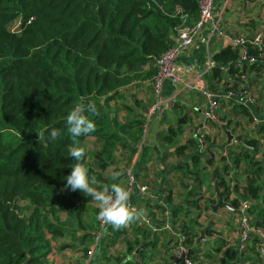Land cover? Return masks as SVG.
Instances as JSON below:
<instances>
[{
  "label": "trees",
  "instance_id": "1",
  "mask_svg": "<svg viewBox=\"0 0 264 264\" xmlns=\"http://www.w3.org/2000/svg\"><path fill=\"white\" fill-rule=\"evenodd\" d=\"M184 14L189 15V23L198 19V0H0V264H24L26 260L29 264H49L52 238L87 228L86 213L94 201L80 191L65 189V177L75 163L68 154L70 146L84 147L86 156L82 163L89 177L95 178V186L121 184L103 172L117 162L119 151L126 149L134 156L146 117L138 113L130 120H122L118 114L109 113L111 102L120 100L126 105L128 95H137L132 93L133 88L143 87L147 80L153 83L156 60L174 44ZM13 21L19 23L16 29H12ZM250 53L257 54L254 49ZM239 58V48L231 45L215 53L214 75L220 76L222 66H229L231 75L240 72L243 66L238 64ZM258 63L249 65L255 67ZM226 85L227 90H243L237 82ZM226 101L253 118L243 103L234 99ZM77 102H94L97 108L95 114L85 113L96 126L87 136L73 137L67 131L66 116ZM129 109L133 111L135 107ZM230 124L231 121L228 128ZM52 128L61 133L55 141L48 139ZM176 130L181 131L180 127ZM38 132L44 133L42 141ZM231 132L234 134V129ZM175 135L176 131L172 130L159 136L175 143ZM89 137L101 144L92 159L86 144ZM197 146L198 141L190 138L187 143L177 145L176 153L183 155L190 150L196 167L205 158L203 168L192 170L190 161H180L176 167L202 183L201 170L212 166L215 157L209 150L201 157L196 153ZM259 147V139L245 137L235 147L236 153L231 154L235 166L242 162L249 165L241 191L243 199L251 201L249 211L253 220L256 218L258 224V220L263 224L264 160L256 158L259 151L254 149ZM148 149V143L142 147L138 168L144 164ZM214 172L225 200L238 208L240 197L232 200L230 197L234 186L219 177L218 168ZM235 189L239 190L240 186ZM188 200L197 205V199ZM21 201L28 202L27 216L20 213L24 211ZM210 201L216 203L214 199ZM152 206L162 208L159 221L163 222L166 219L163 205L156 202ZM206 207L211 208L209 204ZM183 210L184 206L172 209L173 224L178 225L176 220ZM95 211L98 213V207ZM63 212L67 213L65 221H73L75 228L61 222ZM93 224L100 229V221ZM182 227L187 243L197 241L200 235L193 223L184 222ZM135 231L143 235L146 246L155 243L146 238L157 232L145 224L139 222ZM214 232L209 228L206 234ZM82 235V244L94 239L92 232ZM142 240L138 236L134 241L128 240L130 252L139 250L136 257H145ZM170 242L172 250L173 239ZM225 254L223 264L248 261L245 253L238 252L236 243Z\"/></svg>",
  "mask_w": 264,
  "mask_h": 264
},
{
  "label": "crops",
  "instance_id": "2",
  "mask_svg": "<svg viewBox=\"0 0 264 264\" xmlns=\"http://www.w3.org/2000/svg\"><path fill=\"white\" fill-rule=\"evenodd\" d=\"M214 14L216 19L220 20V25L224 29L225 35L220 36L215 34L211 37L210 25L204 26L198 37L195 39L194 44L189 49L185 50L178 58L181 76L191 79L197 73L203 74L208 88L220 95H223L227 90V82H230V84L234 82L239 83V89H243L242 91H249L255 98V103L246 105L253 118L250 119L242 113L235 112L238 110L234 107V104L229 101L227 102L226 99H224L223 107H221L222 111L220 114L218 113L219 119H216L215 121H208L205 117V112L208 109L206 99L204 102H200L198 99L189 96V94H192V91L182 90L180 87L173 85L171 81L165 82L163 90V95L166 99L165 106L163 110H161V113L157 111L151 115L149 126L150 133L148 134L147 142L150 145V149L146 151L144 164L138 168L139 170L141 169L140 171L138 170L139 182L141 184H149L156 195H158L159 201L144 200L138 197V195H134L132 197V200L137 204L140 210H143V212L152 217H156V219H154L156 222H159L158 220H160V214L163 210H161L162 208H154L152 206L153 204L158 202L169 212H171L176 206H184L186 212L189 210L186 200L191 198H188V194L185 196L184 192L180 191L181 195L179 199L177 196V188L179 185H175V179L178 176L177 172H179L178 169H176V166L180 160H191L190 151L186 150L185 156L180 157V155L175 153L178 144L164 141L159 136L161 133L165 135L169 134L172 126L174 130L176 128L174 126V120L164 119L167 116L166 110L177 111L178 109H181L180 113L182 111V117L179 118L178 123L176 124L178 128L180 127V132H183L182 135H179L181 144L187 143L190 138H195L198 142H200V145H202L201 137L206 135L210 137V141H206V149L214 147L216 153H218V151H222L223 155L228 157L225 162L217 159L212 166L207 167L209 171H213L212 173H215L214 170H216V168L226 171V169H224V164L229 163L233 166L231 170L235 169L240 172L242 177L240 179L241 184L246 183V171H244L246 168L245 162H242L239 166H235L232 161L233 159L229 157V154L236 150L233 145L234 142H237V146L238 143L242 142L245 137L257 138L260 140V149L258 148V151L264 159V115L262 114V109L264 107V62L260 61L257 65H255V67H251L248 63H243L240 65L243 66L240 68L241 71L234 75H231L229 72V66L221 67L219 77L217 75L215 76L213 71V68L215 67L213 55L223 48L230 46V40L232 37L239 35H253L258 32H261L264 35V0H215ZM196 20L192 21L195 22ZM143 84V87L133 88L131 91L137 92L136 94L138 99L140 101L143 100L140 103L141 106L139 107L141 108L139 111L146 117L153 109L155 96L153 93L152 80L144 81ZM248 118L251 122L248 121ZM254 118H258L260 122H255ZM188 119L192 121V125L189 129H187V131H184L183 123H187ZM229 121H231L230 128H228ZM231 128L235 129L234 134H232L231 130L229 131ZM220 129H223L222 132ZM228 132L232 134L234 140H229ZM224 133L227 134L226 139L222 140ZM238 137H241L242 141H240ZM214 148L211 149L214 150ZM199 151L197 153H199ZM126 152V149L121 151V153H124L125 156L128 157L129 151L127 153ZM205 152L199 153L201 157L206 154ZM203 162L205 164V161ZM225 177L227 178V175H225ZM169 181L172 183L171 186L167 185V182ZM168 189L174 192V198H172V200L171 193H169ZM168 196H170L169 199ZM238 196L239 193L233 191L230 197L231 199H234ZM223 210L224 212L221 211L219 214L213 215L212 218L214 219L215 224L210 226L215 230V232L212 235L205 234V237L207 238L206 245L211 242V247H214L215 243L219 242L221 244L219 246L222 252L226 253L225 251L227 248L229 246H235V243L238 240V217L236 213L229 209ZM227 213L230 214L229 216L234 218L233 221L232 219H228L227 221ZM233 227H235V230ZM173 228L175 230L180 229V227L175 224H173ZM133 232H135L134 235L132 234L134 236L133 239H136L138 236L142 240L143 235L140 232ZM199 235H202V232ZM220 236L224 238V241L220 239L217 240ZM199 238L196 241L197 247L200 244L203 245L205 243L201 240V237ZM133 239L131 237L130 240ZM146 240L148 242L152 241L155 243H151L146 246L147 242L142 240L141 249H149V253L145 252L144 258L150 257V259H152L154 257L153 259H155L157 253H153V251L157 250V261H166L167 258H171L170 261L172 260V250H169L168 252V249L172 246V243L170 242L172 241L171 235L168 231H159L156 234H151L148 238H146ZM252 245L253 244H250L244 250L243 253H245V259H250L246 256V254L254 252V249L252 250ZM98 247L95 248L94 253L89 256L88 259H84L82 253L79 254L76 252L68 253L67 257L70 258L71 261H85L84 264H87L88 262V264H91L94 260L95 252L98 250ZM166 247H169L167 248V254H169L168 256L163 254V251H166ZM56 251L57 246L53 245L48 259L53 258L52 254H55ZM138 251L139 250H136L135 253L137 254ZM56 255L58 254H55V261L57 260L56 262H58L59 260ZM128 259H131L132 261H140L139 258H130V255H127V260Z\"/></svg>",
  "mask_w": 264,
  "mask_h": 264
},
{
  "label": "rangeland",
  "instance_id": "3",
  "mask_svg": "<svg viewBox=\"0 0 264 264\" xmlns=\"http://www.w3.org/2000/svg\"><path fill=\"white\" fill-rule=\"evenodd\" d=\"M18 24H19L18 22L13 21L12 22V29H16V27H18ZM143 70L146 71V68H143ZM141 73H144V72H141ZM236 92H242V91L238 90V88H237ZM132 93L136 94L137 92L132 91ZM189 96L192 98L198 99L200 102H204V100H205V98L202 96L201 93L192 92V94H189ZM127 99H129L128 104H126L127 106L125 105V103H122V101H120V100H113L111 102V105H112V108H115V110H113L111 108V105H110L109 113L111 112L112 114H114V113L118 114L122 120H125V119L130 120L134 117V115H137L138 113H140L139 110L141 107H139V106H141L140 103L143 100L140 101L137 98V95L135 97H133L131 94L127 96ZM223 103H224V100H222V106L221 107H223ZM130 105L131 106L134 105L135 110L131 111L129 109L131 107ZM180 110L181 109H178L177 111L166 110L167 116L164 118L165 120L166 119L174 120L173 121L174 126L178 130H179V128L177 127L176 124L178 123L179 118L182 117L181 116L182 111L180 113ZM221 111H222V108L218 111V113L220 114ZM235 112L242 113L240 110L235 111ZM217 119H219V115H218ZM248 121L251 122L249 118H248ZM191 125H192V121L190 119H188L187 123H183L184 131H187V129H189ZM176 128H175V131H176L175 143L179 145V144H181L179 135H182L183 132L177 133ZM171 129L174 130L173 126L171 127ZM231 129H234V128H231ZM231 129H229V131ZM169 130H170V128H169ZM172 130H170V131H172ZM220 130L222 132L223 129H220ZM234 131H235V129H234ZM226 135L227 134L224 133L222 140L226 139ZM201 139H202V143H201L202 145H200V142H198L199 147L197 146L195 148L197 150L196 153L199 150H202V151H199V153L200 152L203 153L205 151L208 152V150H209L211 153L214 154L215 161L217 159H219L220 161L225 162V160L228 157L226 155L224 156L222 151H218L216 149L218 151V153H216L214 147H211V148H214V150H212L211 148L206 149L207 148L206 147V141H210L209 136L206 137V135H204L203 137H201ZM233 140H234V137H233ZM86 144H87V149L89 151V156L92 159L93 154L95 152L99 151L101 144L98 143V140L94 137H89L86 140ZM236 144H237V142H234L233 145L236 147ZM207 152H205V153H207ZM210 152H209V154H210ZM175 153H176V151H175ZM231 153L229 154V157H231V159L234 160V158H233L234 155H232ZM233 153H236V150L233 151ZM176 154L179 155L178 153H176ZM184 156H185V154L180 155V157H184ZM117 158H118L117 162H115L112 166L108 167L103 173H106L105 176L108 175V176H112V177H113V173H116L117 177L115 180H117L118 182H119V180H121V184L126 185V189H127L128 188V180L126 178V174H125L124 170L130 164L133 157H131L130 155L128 157H126L124 153H121L119 151ZM256 158L264 160L262 158V155H260L259 152L257 153ZM180 161H182V160H180ZM204 161H205V158H204ZM190 163L192 164L191 160H190ZM226 165H227L226 171L225 170L222 171V170L218 169L219 177L225 179L226 183L229 184L231 187L234 186L233 190L238 192L239 193L238 197H240V199H242L243 198V192L241 191L242 190L241 186H243V185L240 182V179L242 178L241 174L239 171H236L235 169L231 170L233 168V166L231 164L226 163V164H224V167ZM245 165H246V168L244 169V171L247 172V169H249V165L247 162H245ZM203 166H204V162H203V164H199L197 167L193 166V164H192L191 169L194 171H198L199 169H202ZM176 169H178V171L180 172V174H179V172H177L178 176L175 179V181H176L175 185H179L177 188L178 189L177 196L179 197V199H180V195H181L180 191H183L185 196H187V194H188V198L191 197V198L197 199V205L192 204L191 202H189V200H186V202L188 203V204L187 203L186 204L189 207V210H187L188 212H185V208H184V211L177 218L176 222H177L178 226H180V228L182 227V224L184 222L187 224L193 223L195 225V228L197 229V231L202 232V230H205L208 226L215 224L214 219L212 218L213 215L219 214L221 211L224 212L223 209H225V208L219 209L216 213H214L212 208L206 207L208 204L210 206H211V204H216V203H212L210 201L211 199H214V201H216V202L218 200V196L216 194H215V196H213V193H215V184H214V180L212 179V172L213 171H209L208 168L201 170L202 172H201L200 178H202V183H199L198 180L191 173L185 172L184 169H179L177 167H176ZM231 171H232V173H231ZM225 175H227V178L225 177ZM124 176H125V179H124ZM246 177H247V173H246ZM216 179H217V177H216ZM171 184L172 183L170 181L167 182V185L171 186ZM201 184H202V186H199ZM237 185L240 186L239 190L235 189V186H237ZM221 190H222V188H221ZM168 191H169V193H171V200H172V198H174L173 197L174 192L170 189H168ZM27 203L28 202H26V201L25 202L21 201L19 203L20 206L22 207V209L24 210L20 213L23 215H26V216L28 215V212H27V205L28 204ZM92 203H93L92 204L93 207H91L89 209V212L86 213V224L85 225L87 226V228L81 229L80 231H75V232L74 231L72 232V230H71V231H69L63 235L57 236L56 238H52V246L53 245L57 246V251L55 254L59 255V256L56 255V257L58 258L59 261L56 262L57 260L55 261V254H52L53 258H50L51 260L49 259V264H57V263H59V264H84L85 261H77V260L71 261L70 258L67 257L68 253H70V252L71 253L76 252L79 254L82 253V256L84 259L89 258V256H90L89 250H91L93 248L95 241L97 240V237L99 234V230L93 224V221H95V223H96V220H97L96 217H97L98 213L95 211V208H97L98 206H97L96 202H92ZM230 203H231V201H230ZM227 214H228L227 215V221H228V219H232V221H233L234 218L229 216L230 215L229 213H227ZM61 216L62 217L60 220L62 223L67 224L68 227L71 229L76 227V224L73 221H70L68 219H67V221H65L67 218L66 212H63L61 214ZM258 221L260 224H258L256 218H254L253 223L258 224V225H262L264 227V223L262 224V222L260 220H258ZM138 225H139V221L135 220L134 222L130 223L129 226H127L125 228H121L123 230H121V229L120 230L119 229H113L112 230V229H110L112 226L111 227L109 226L108 230L105 232V235L99 239V242L97 244V247H98V245H99V247H98V250L95 252L94 260L91 262V264H115L114 261H118V264H122L123 261L129 260V259L127 260V255H130V258H133V259L139 258V260H140L139 262H141L140 264H173V261L172 260L170 261L171 258L170 259L167 258L166 261H157V259H158L157 258L158 252H156L157 250L153 251V253H157L155 259H153L154 257L152 259H150V257L144 258L141 256H138L135 258L136 253L134 251L130 252L128 250V240H130L131 237L133 239V237H134L133 235L135 233L133 231H135L137 229ZM237 227H238V224H237ZM233 229L235 230V227H233ZM109 231H110V233H109ZM84 232L94 233V236H93L94 239L88 244H82L83 241L81 242L80 238L83 236L82 234ZM201 232H197V233L201 234ZM197 233H195V235L192 236L194 239H195ZM74 235L75 236L77 235L76 238L73 237ZM201 236L202 235H200L199 237H201ZM205 236L203 238H201L202 241L204 238H206ZM218 239L224 241V238L222 236L218 237L217 240ZM134 240L135 239H133L132 241H134ZM206 243L207 242H205L203 245L200 244L198 247L196 246V244H197L196 241L187 243L189 248H191V250H192L193 257L196 259L197 264H223L222 261H224L223 259H224V257H226V255L224 252H222V250L219 246L221 244L219 242H216L215 246L211 247V242L208 245H206ZM58 246H59V248H58ZM167 248H169V247H166L165 252L163 251V254L166 256L169 255V254H167ZM231 249H232V247L229 246L227 248V251L231 250ZM169 250H170V248L168 249V252H169ZM127 251L129 254L127 253ZM145 252L149 253V249L148 250L146 249ZM246 256H248L250 259L249 260L247 259L248 261H246V263H244V264H250V263L261 264L258 261L257 256L254 252L250 253V254H246ZM244 257H245V255H244ZM129 261H132V260L130 259ZM231 261H233V260H231ZM241 263H243V261H241Z\"/></svg>",
  "mask_w": 264,
  "mask_h": 264
},
{
  "label": "built area",
  "instance_id": "4",
  "mask_svg": "<svg viewBox=\"0 0 264 264\" xmlns=\"http://www.w3.org/2000/svg\"><path fill=\"white\" fill-rule=\"evenodd\" d=\"M199 16L198 19L189 23V15L184 14L183 24L178 28L175 42L172 46L167 48L156 60V74L153 77V93L155 96V103L152 111L146 116L143 125V135L138 143L137 151L134 154L132 161L125 168L126 178L128 180L127 190L130 192V203L138 211L140 210L137 204L132 200L134 195H138L144 200L159 201L158 195L153 191L149 184H141L138 179L137 169L138 160L142 147L148 142L149 126L151 115L157 111L163 110L166 99L163 95L164 85L166 81H171L173 85L180 87L182 90L201 93L207 100L208 109L205 112V117L208 121H215L218 118V111L221 108L222 100L234 99L237 102L249 105L255 103V98L249 91L236 92L233 90H226L223 95L216 93L206 85L203 74H195L191 79L181 76L180 66L178 64L179 56L187 49H189L195 42L200 31L206 25H210V36L215 34L220 36L225 35L224 29L220 25V20L216 19L214 14L215 0H198ZM231 46L239 48L240 58L238 64L243 63H258L264 62V35L261 32L253 35H239L232 37L230 40ZM250 49L256 50L257 54L250 53ZM264 115V108L262 109ZM255 122H260L258 118H254ZM251 201L249 198L240 200V213L238 217V240L236 242L239 253L250 245L254 244L255 252L258 261L264 264V227L256 225L252 222L253 215L250 213ZM166 219L161 222H156L152 216L146 214L141 216L138 221L145 224L154 232L168 231L173 239L172 261L173 264H197L193 257L192 250L186 242V236L182 229L175 230L173 228V218L171 212L164 211ZM99 234L95 244L89 255L94 253L95 248L110 225H104L100 222ZM204 242L207 238L203 239Z\"/></svg>",
  "mask_w": 264,
  "mask_h": 264
},
{
  "label": "clouds",
  "instance_id": "5",
  "mask_svg": "<svg viewBox=\"0 0 264 264\" xmlns=\"http://www.w3.org/2000/svg\"><path fill=\"white\" fill-rule=\"evenodd\" d=\"M83 99V98H81ZM89 114H95L97 108L94 102H77L66 116L67 131L73 137L87 136L95 131V124L89 119ZM61 133L56 128H52L48 133V139L55 141ZM38 139H44V133L38 132ZM69 157L73 158L75 163L71 167V173L65 177L67 183L65 189L73 192L80 191L85 196L91 197L98 206L97 220L104 225H111L114 229L125 228L130 223L138 220L144 215L143 210H137L130 203V192L119 183L111 185L95 186L96 180L90 178L88 169L82 161L85 159L86 151L84 147L72 145L68 149ZM117 174L113 173V179Z\"/></svg>",
  "mask_w": 264,
  "mask_h": 264
},
{
  "label": "water",
  "instance_id": "6",
  "mask_svg": "<svg viewBox=\"0 0 264 264\" xmlns=\"http://www.w3.org/2000/svg\"><path fill=\"white\" fill-rule=\"evenodd\" d=\"M158 112L161 113V110ZM149 133H150V129H149ZM228 135H229V140L231 141L233 139V136L230 132H228ZM238 139L240 141H242L241 137H238ZM254 149L259 150L258 148H254ZM212 179L214 180V184H215V194L218 196V200H217L216 204H211V208L213 209V212L216 213L219 209L225 208V209H229V210L233 211L236 214H239L240 210L235 208L232 205V203L225 200L224 195H223L222 190H221V187L219 185V181L215 177V173H212ZM209 228H211V226H208L205 230H202L201 238H203L205 236V233ZM24 264H29V260H26Z\"/></svg>",
  "mask_w": 264,
  "mask_h": 264
}]
</instances>
